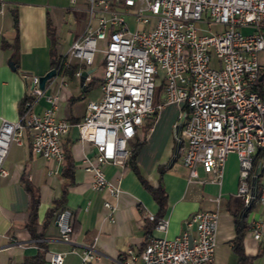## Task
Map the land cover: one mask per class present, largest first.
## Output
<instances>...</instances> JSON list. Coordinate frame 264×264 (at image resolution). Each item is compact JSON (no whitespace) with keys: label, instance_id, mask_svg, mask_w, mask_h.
I'll use <instances>...</instances> for the list:
<instances>
[{"label":"built area","instance_id":"2783aa9c","mask_svg":"<svg viewBox=\"0 0 264 264\" xmlns=\"http://www.w3.org/2000/svg\"><path fill=\"white\" fill-rule=\"evenodd\" d=\"M85 2L86 24L56 65L68 64L71 58L90 65L97 51L103 53L101 95L86 102L82 117L75 122L78 139L92 147V153L82 158L91 187L119 193L102 165L110 161L127 164L131 151L127 142L159 105L153 103V93L160 85L163 102L185 105L177 115L175 139L177 145L182 142L187 179L196 177L197 165H201L220 180L228 153L235 152L237 194L245 205L255 197L264 207V162L256 156L264 145V58L260 56L264 52V0ZM2 6L0 0V10ZM75 74L81 76V69ZM27 76L28 97L18 118L0 121V175L7 173L3 161L10 144L22 143L26 132L32 154L57 161L64 157L62 136L73 123L55 116V94H45L49 106L42 113L33 110L44 88L39 86L38 74ZM219 200L218 194L216 205ZM104 204L112 210L109 201ZM218 215V206L199 209L185 219L178 234H151L137 253L128 248L112 264H135L137 259L140 264H212ZM70 218L71 210L63 207L55 219L65 241L72 239ZM191 227L195 233L190 236ZM155 228L166 231L167 219L158 217ZM251 232L264 244L259 221L252 224ZM97 257L94 243L87 244L80 264H92ZM48 258L60 264L63 253L51 251Z\"/></svg>","mask_w":264,"mask_h":264},{"label":"crops","instance_id":"0c3cea01","mask_svg":"<svg viewBox=\"0 0 264 264\" xmlns=\"http://www.w3.org/2000/svg\"><path fill=\"white\" fill-rule=\"evenodd\" d=\"M14 11L18 17L16 47L11 44L15 37ZM60 14L67 24L64 38L59 34L56 37L51 35V16L57 20ZM86 20L85 0H76L75 3L70 0H3L0 10V121L2 117L9 120L18 118L20 101L28 95L27 75H41L52 67V48L53 53H57L55 56L64 55L70 42L84 28ZM4 40L7 45L2 44ZM260 53L261 58H264V52ZM8 57L16 63L15 67L9 65ZM95 57L101 58V53H95ZM72 60L79 62L78 68L85 74L84 81L80 82V76L75 72H69L66 67L68 64H62L46 80L44 93L32 106L34 111L42 113L49 106L45 94H55V116L66 117L73 123L62 136L74 163L72 181L62 174L64 157L62 161H57L31 153L27 132L22 143L10 144L3 161L7 173L0 175V264L20 261L24 256L40 250L43 256L39 264H54L48 258L51 251L63 253L60 264H80L82 249L92 242L98 253L92 264H112L126 249L137 253L143 247L145 222L158 212V203L152 193L128 164L110 161L102 165L108 180L119 186L117 195L106 188L91 187V175L84 170L82 158L85 154L92 153V147L88 142L78 139L75 122L82 117L86 102L98 99L101 95L98 85L101 81L102 63L94 66V60L90 65H85L77 58H71L70 61ZM73 81L76 83L73 84ZM88 89L92 91L89 95L86 94ZM82 97L84 98L81 99ZM158 103L152 123L139 126L134 137L129 140V148L139 143L134 155L139 173L150 184H160L166 193L164 208L159 217L167 219V229L159 230L154 224L150 235L174 236L184 228V221L191 213L218 206L212 264H235L237 261L238 256L231 245L236 233V215L244 219L247 225L242 242L245 254L252 258L246 264H264V244L255 239L251 232L255 221H259L264 230V207L254 200L247 208L242 197L237 194L239 165L236 153H228L220 180L214 177L212 171L204 169H197V176L188 180L187 170L182 162L183 150L176 155V141L174 144L175 134L179 130L175 126L177 115L185 105L183 102ZM146 120L147 118L144 120L145 124ZM24 179L39 192V222L44 220L47 210L54 205V199H61L56 211L63 207L71 210V241L60 238L55 221L57 212L47 220L42 236L33 237L30 234L24 224L28 206ZM218 194L220 200L219 205H216L215 197ZM105 201L113 205L112 210L104 204ZM189 231L190 236L194 234V227ZM71 246L75 250H70ZM135 264H140V259Z\"/></svg>","mask_w":264,"mask_h":264},{"label":"trees","instance_id":"16d2710c","mask_svg":"<svg viewBox=\"0 0 264 264\" xmlns=\"http://www.w3.org/2000/svg\"><path fill=\"white\" fill-rule=\"evenodd\" d=\"M13 25L15 28V37H14V41L11 44H13L16 47V44H17L16 40L18 36V17H17L16 11H14L13 13ZM52 41H54V38H52ZM2 44L7 45V42L4 40L2 41ZM51 54H52L51 64L56 65L58 63L59 57L55 56V53H53V48H52ZM66 67H68L69 72L73 74L76 71V69L79 67V62L77 60L69 61ZM259 84L261 85V81L259 82ZM27 97L28 95L22 97L20 101L21 108L23 106L24 100ZM155 114H156V108L153 111L152 115L147 118L146 125H150L152 123ZM138 144L139 143L134 144V146L131 148L130 154L127 158V164L131 166L136 171V173H138L142 183L152 193L154 199L158 203V212L156 213V215L153 216L152 218L147 219V221L145 222L146 236L142 243L144 245L148 237L150 236L151 229L156 223L159 217V214L162 212L164 208L166 193L160 184H158L157 186L150 184L147 181V179L139 173L137 169V165L134 162V155L137 150ZM62 146L64 149L62 174L70 178L69 180L72 181L74 163L68 153V148L65 146L63 141H62ZM181 150H182V142H179L176 155H179ZM256 156L261 157L264 162V145L257 149ZM261 172H262L261 169H259L258 176L261 174ZM24 187L28 193V206L25 210L26 220L24 224L33 237H40L43 235V228L47 220L49 219V217L54 215V213L56 212L58 213L62 209V208H59L56 211V208L61 203V199L60 198L54 199V205L47 210L44 220L42 222H39L37 220V207H38V203L40 199L39 192L37 188L34 187L27 179H24ZM63 193H65V188L63 189ZM254 200H256L255 197L252 198V200L249 202V204L247 205V208H249V206ZM235 229H236V233H235V236L233 237L232 244H231L233 250L236 252L238 256L235 264H246L249 261H251V258H252L251 255L245 254L244 248H243V242H242V238H243L245 230L247 229V225L245 224L244 219L240 218L238 215L235 216ZM42 256L43 254H42V251L40 250L35 254L24 256V258L20 261H13V262H10L9 264H39V262L42 260Z\"/></svg>","mask_w":264,"mask_h":264},{"label":"rangeland","instance_id":"374dc122","mask_svg":"<svg viewBox=\"0 0 264 264\" xmlns=\"http://www.w3.org/2000/svg\"><path fill=\"white\" fill-rule=\"evenodd\" d=\"M78 1H80V0H78ZM51 18L53 20V23H51V25H50V28H51V31H52V35H54V37H56V35L59 34L61 38H64L66 36L67 24H66V22L63 19V15H61V14L58 15L57 20L53 16H51ZM133 26L134 25L131 24V27H133ZM212 26L213 25H211L210 27H212ZM212 28H214V26ZM99 44H100V41H99ZM58 49H59V47H58ZM96 53H99L100 54L101 52L97 51ZM55 54H57V53H55ZM101 58L98 59V57H95L94 58L93 65L94 66H98V65H100L103 62V53H101ZM74 83H76V81H73V84ZM98 86L100 88V84ZM91 90L94 91L93 88ZM91 90L88 89L86 91V94L89 95L92 92ZM83 98L84 97H82L81 99H83ZM163 100H164L163 90L161 89V86L160 85H156L155 86V89H154V93H153V103L156 105L158 102H161ZM156 107H158V106H156ZM144 125H146V124L143 123L142 126H144ZM175 141L176 140H175V137H174V144H175ZM127 144H128V147H129V141L127 142ZM197 169L198 170L200 169V171H201V169L203 170L204 168L201 165H197ZM260 177H261V174L258 176V182L260 180Z\"/></svg>","mask_w":264,"mask_h":264},{"label":"water","instance_id":"95a60500","mask_svg":"<svg viewBox=\"0 0 264 264\" xmlns=\"http://www.w3.org/2000/svg\"><path fill=\"white\" fill-rule=\"evenodd\" d=\"M8 63L11 67L16 66V63H14V61L12 60L11 57H8ZM56 70H57V65H53L45 73L39 75V86L41 88L45 87L46 80L49 79L50 77H52L56 73ZM84 76H85L84 73L80 76V79H81L80 82H82L84 80ZM260 77H261V75H260ZM177 148H178V145L176 144L175 145V151L177 150ZM253 182H254V185L252 187V193L254 194L256 192V189H257V182L255 179Z\"/></svg>","mask_w":264,"mask_h":264}]
</instances>
